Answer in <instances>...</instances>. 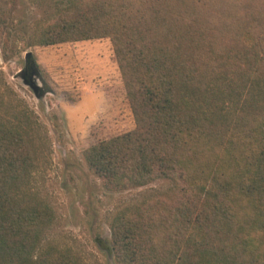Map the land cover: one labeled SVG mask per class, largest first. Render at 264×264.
Instances as JSON below:
<instances>
[{"label": "trees", "instance_id": "trees-1", "mask_svg": "<svg viewBox=\"0 0 264 264\" xmlns=\"http://www.w3.org/2000/svg\"><path fill=\"white\" fill-rule=\"evenodd\" d=\"M102 36L135 127L88 147L86 164L110 191L172 187L115 214V261L264 264V0H75L30 39ZM5 97L0 264H79L71 250L42 244L54 212L29 187L35 121Z\"/></svg>", "mask_w": 264, "mask_h": 264}, {"label": "rangeland", "instance_id": "rangeland-1", "mask_svg": "<svg viewBox=\"0 0 264 264\" xmlns=\"http://www.w3.org/2000/svg\"><path fill=\"white\" fill-rule=\"evenodd\" d=\"M74 2L0 0V91L11 104L19 99L35 121L36 168L29 187L54 212L42 244L71 250L79 264H118L109 251L111 220L171 183L110 191L88 168L84 151L133 130L135 121L109 36L31 44L36 29ZM27 66L32 82L25 79ZM3 113L10 119V108L2 107Z\"/></svg>", "mask_w": 264, "mask_h": 264}, {"label": "flooded vegetation", "instance_id": "flooded-vegetation-1", "mask_svg": "<svg viewBox=\"0 0 264 264\" xmlns=\"http://www.w3.org/2000/svg\"><path fill=\"white\" fill-rule=\"evenodd\" d=\"M30 64V61L28 60V63H27V65H29ZM30 72H31V70L29 69V67L27 66L26 68H25V79H26V81H31L32 82V76H30Z\"/></svg>", "mask_w": 264, "mask_h": 264}, {"label": "water", "instance_id": "water-1", "mask_svg": "<svg viewBox=\"0 0 264 264\" xmlns=\"http://www.w3.org/2000/svg\"><path fill=\"white\" fill-rule=\"evenodd\" d=\"M29 54H27V56H28Z\"/></svg>", "mask_w": 264, "mask_h": 264}]
</instances>
